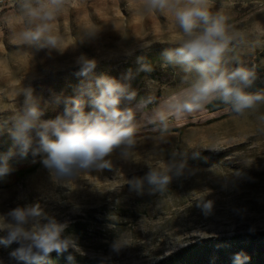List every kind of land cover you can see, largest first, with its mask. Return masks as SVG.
Instances as JSON below:
<instances>
[{
    "label": "rangeland",
    "instance_id": "rangeland-1",
    "mask_svg": "<svg viewBox=\"0 0 264 264\" xmlns=\"http://www.w3.org/2000/svg\"><path fill=\"white\" fill-rule=\"evenodd\" d=\"M23 2L0 7V155L13 147L8 129L25 108L26 91L41 119H54L75 100L90 111L88 90L101 76L136 93L120 105L133 109L136 132L131 146L106 158L110 168L82 171L66 186L50 176L42 155L16 152L0 178V224L10 209L39 204L45 217L67 226L63 235L74 246L60 255L73 256V264H160L194 242L264 235V102L242 114L223 102L210 108L212 100L181 110L197 73L165 59L182 39L170 11L147 10L143 0H69L52 21L60 48H51L20 42L22 30L35 29ZM208 6L228 18L230 32L244 34L230 45L226 66L264 72V0H208ZM81 56L96 61L87 75ZM261 90L264 79L246 89ZM34 163L33 174L16 179ZM17 246H0L3 264H17L9 257ZM259 247L254 255L264 254ZM229 251L219 260L247 264L246 252ZM258 258L264 264V255Z\"/></svg>",
    "mask_w": 264,
    "mask_h": 264
},
{
    "label": "clouds",
    "instance_id": "clouds-1",
    "mask_svg": "<svg viewBox=\"0 0 264 264\" xmlns=\"http://www.w3.org/2000/svg\"><path fill=\"white\" fill-rule=\"evenodd\" d=\"M68 3L69 0H24L21 5L24 16L29 23H35V29L22 30L18 34L20 42L40 44L43 41L41 47L60 48V38L53 34L52 21ZM143 3L150 11H170L182 30L178 46L164 53L169 63L197 73V79L187 90V98L179 104L181 110L193 112L210 100L219 99L242 114L264 102V90L246 91L256 78L252 69L237 66L230 70L226 66L230 45L242 41L244 34L230 32L228 18L213 14L208 0H143ZM79 62L83 75L96 67L95 60L84 56ZM144 68L150 70L148 65ZM88 95L90 111L84 110L82 100H75L65 107L62 115L42 120V111L30 91H26L24 110L11 118L12 127L8 132L13 147L0 155V178L11 171L9 161L16 152L21 157H27L30 151L34 156L42 155L44 167L61 186H66L82 171L110 168L111 162L106 158L122 144L134 143L135 113L132 108L120 105L123 99H134L136 93L115 79L101 76L94 88L89 87ZM167 180L164 177L162 182ZM42 219L47 222H41ZM66 227L45 217L39 204L16 206L5 214L0 224V232L4 233L0 236V246L18 245L9 253L17 264H43L53 252L62 254L74 246L63 235Z\"/></svg>",
    "mask_w": 264,
    "mask_h": 264
},
{
    "label": "trees",
    "instance_id": "trees-1",
    "mask_svg": "<svg viewBox=\"0 0 264 264\" xmlns=\"http://www.w3.org/2000/svg\"><path fill=\"white\" fill-rule=\"evenodd\" d=\"M257 71L259 72V75L256 74V83L264 79V72H262L260 67L257 68ZM220 104H222L221 100L214 99L208 106L212 108ZM233 114L238 113L233 111ZM37 167L38 164L34 163L27 168L19 170L16 179H22L33 174ZM259 246H262L261 251L264 252V235L258 233L238 234L231 240H225L224 242H194L177 250L173 255L164 259L160 264H203L205 261L209 264H228L220 261L218 257H228L227 252H230L229 250L232 249L238 252H246L248 254L247 264H262L258 257L264 254L254 255L255 248L259 249ZM69 257H71V259H69ZM65 259L67 260L65 261ZM64 262L67 264H73V256L56 254L48 257L43 261V264H64Z\"/></svg>",
    "mask_w": 264,
    "mask_h": 264
},
{
    "label": "bare ground",
    "instance_id": "bare-ground-1",
    "mask_svg": "<svg viewBox=\"0 0 264 264\" xmlns=\"http://www.w3.org/2000/svg\"><path fill=\"white\" fill-rule=\"evenodd\" d=\"M4 4V1H0V7ZM6 5V3H5Z\"/></svg>",
    "mask_w": 264,
    "mask_h": 264
},
{
    "label": "crops",
    "instance_id": "crops-1",
    "mask_svg": "<svg viewBox=\"0 0 264 264\" xmlns=\"http://www.w3.org/2000/svg\"><path fill=\"white\" fill-rule=\"evenodd\" d=\"M0 1H12V0H0Z\"/></svg>",
    "mask_w": 264,
    "mask_h": 264
}]
</instances>
